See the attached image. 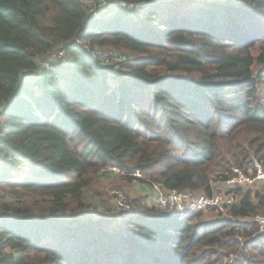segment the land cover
Here are the masks:
<instances>
[{"label":"trees","instance_id":"obj_1","mask_svg":"<svg viewBox=\"0 0 264 264\" xmlns=\"http://www.w3.org/2000/svg\"><path fill=\"white\" fill-rule=\"evenodd\" d=\"M113 1L144 7L108 28L84 0H0V264H223L237 247L232 264H264V231L247 239L264 181L210 220L87 193L107 165L206 196L264 166V0ZM102 45L129 59L103 64Z\"/></svg>","mask_w":264,"mask_h":264},{"label":"built area","instance_id":"obj_2","mask_svg":"<svg viewBox=\"0 0 264 264\" xmlns=\"http://www.w3.org/2000/svg\"><path fill=\"white\" fill-rule=\"evenodd\" d=\"M99 0H84L85 4L89 7L87 11L89 15L92 17L96 16L97 9L99 8L98 4ZM105 1H112V0H101V4ZM120 5H126L129 8H136L140 4L138 3H126L120 2ZM97 5V6H96ZM125 8V7H124ZM126 9V8H125ZM134 11V10H130ZM67 45V44H66ZM66 45L63 48H57L56 50L52 51L51 53L47 54V58L49 62L53 63L54 65H62L67 62V53H66ZM99 51V58L100 62L107 65L112 62L116 61H126L129 59L127 55H122L121 53H117L115 51ZM2 117L0 116V122ZM1 127V126H0ZM233 171V175L224 181L222 185L227 190L225 193H213L210 196L206 195H198L195 196L191 192H177L174 190H166L164 189L161 184L158 183H151L149 185V189L151 192V198L154 202V205L159 207L161 210L165 211H174L181 215L187 214L192 211H200V210H209L213 209L218 213L225 214L226 209L229 208L236 199V196L233 192L229 191L228 188L233 186H241V187H251L255 185H259L264 181V166L257 160L253 159L250 164L248 173H244L240 171V169L233 167L231 169ZM123 169L119 168L116 165H107L103 166L99 169V174L101 176L106 175H114L121 173L123 174ZM130 175L133 179L140 180L142 176L139 170L129 171L126 172ZM113 197V202L116 207L123 211H130L132 206L130 205L129 201L124 197V194L120 190L112 189L111 192ZM253 221L257 227L256 233H253L247 237V239L254 238L257 233L264 231V214H257L253 217ZM243 238L238 237V241L242 242ZM242 250V249H240ZM239 251L230 252L224 257L223 264H232L238 259ZM243 251V250H242Z\"/></svg>","mask_w":264,"mask_h":264},{"label":"rangeland","instance_id":"obj_3","mask_svg":"<svg viewBox=\"0 0 264 264\" xmlns=\"http://www.w3.org/2000/svg\"><path fill=\"white\" fill-rule=\"evenodd\" d=\"M135 3H138L140 5L136 8L131 9L128 6H126V5L122 6V5L118 4V2H115V1H113V2L112 1H108V2L105 1L97 9L96 16L91 17L90 19H92L94 22L98 23V26H104V27L106 26L108 28H112V25L115 23V20L113 19L112 16L116 12V10H118L119 8L125 7L128 11L134 10L137 13L144 7V5H142L140 2H135ZM188 17L191 18V17H195V16L188 15ZM98 50H100V51H103V50L112 51L113 50L117 53H121L122 55L130 54L125 48H123V46L102 45V47L98 48ZM67 58H68V55H67ZM68 61H69V59H67V62ZM118 62H121V61L112 62V63L107 64V65H116ZM62 65H64V64H62ZM110 67H113V66H110ZM256 71H258V70H256ZM31 82L32 81H29L27 83H31ZM109 85H110V88H112L113 85L111 83ZM1 125H3V119L0 122V126ZM0 157H1V155H0ZM24 166H20V167L23 168ZM3 168H4V166H2V163L0 162V175L3 172L2 171ZM23 178H24L23 174H20V175L13 174L11 179H13V181H15V180L18 181L19 179L21 180ZM7 180H10V179H7ZM7 180H4L3 183H0V197L5 196V195L7 197H9V195L7 194L6 191L7 190L10 191V189L8 187L9 186L8 184L10 181H7ZM154 183H156V182H154ZM150 184H151V181H149L147 179V177H145L143 175L140 177V180H137V179H133L126 172H124L123 174H121V173L114 174V175H111V177L101 176V174L97 173L93 176L92 182L90 183V188L87 190V193H89L92 196V198L95 200V203L104 202L106 206H108L109 208H111L113 210H116L117 207L114 204L112 194L110 193L112 189L120 190L122 192V194H124V197L129 201L130 205L131 204L133 205L135 200H136V201L142 202L143 205H145L146 207L147 206L148 207H157V206H154L153 200L152 199L148 200L147 195H145L146 192L144 191V189H146V188H148L147 193H151L150 189H149ZM260 185L261 184H259L258 186H255V187H260ZM216 189H215L214 193H217L218 191L222 192L224 190V188L222 186H219V185L216 186ZM242 190H244V189H242ZM237 194H238V192H237ZM194 195H200V194L195 193ZM237 197H240V195L238 194ZM157 208L160 209L159 207H157ZM118 210H120V209L117 208L116 211H118ZM129 213H131V212H129ZM201 214H202V218L208 219V220L219 217V214L213 209L201 211ZM229 251H233L236 253L237 251H239V248L237 247V249L229 250ZM224 254L225 253H223L221 255L220 261H223ZM242 254H243V252H241L239 254V256Z\"/></svg>","mask_w":264,"mask_h":264},{"label":"crops","instance_id":"obj_4","mask_svg":"<svg viewBox=\"0 0 264 264\" xmlns=\"http://www.w3.org/2000/svg\"><path fill=\"white\" fill-rule=\"evenodd\" d=\"M108 176L111 177V175H106V177H108ZM146 189H147V190H146ZM146 189H144V191L146 192L145 195H147L148 200H150V198H151V193H147L148 188H146ZM148 200H147V201H148Z\"/></svg>","mask_w":264,"mask_h":264}]
</instances>
